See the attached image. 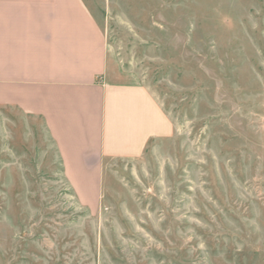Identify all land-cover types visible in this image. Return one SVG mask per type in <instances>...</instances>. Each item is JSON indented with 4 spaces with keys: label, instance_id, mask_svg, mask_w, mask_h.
Returning <instances> with one entry per match:
<instances>
[{
    "label": "rangeland",
    "instance_id": "rangeland-1",
    "mask_svg": "<svg viewBox=\"0 0 264 264\" xmlns=\"http://www.w3.org/2000/svg\"><path fill=\"white\" fill-rule=\"evenodd\" d=\"M172 122L110 159L94 209L41 121L0 105V264H264V0H94Z\"/></svg>",
    "mask_w": 264,
    "mask_h": 264
},
{
    "label": "crops",
    "instance_id": "crops-1",
    "mask_svg": "<svg viewBox=\"0 0 264 264\" xmlns=\"http://www.w3.org/2000/svg\"><path fill=\"white\" fill-rule=\"evenodd\" d=\"M94 0H0V105L41 121L80 204L100 198L110 159L140 157L173 126L121 70Z\"/></svg>",
    "mask_w": 264,
    "mask_h": 264
}]
</instances>
